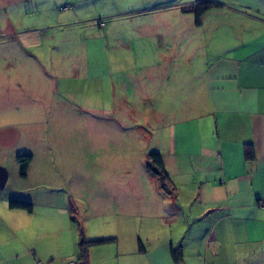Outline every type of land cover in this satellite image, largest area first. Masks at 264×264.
Here are the masks:
<instances>
[{
  "label": "rangeland",
  "instance_id": "obj_1",
  "mask_svg": "<svg viewBox=\"0 0 264 264\" xmlns=\"http://www.w3.org/2000/svg\"><path fill=\"white\" fill-rule=\"evenodd\" d=\"M194 2L0 0V243L15 242L9 252H58L70 215L74 259L81 240L96 239L113 240L90 247L91 264H150L158 242L187 244L195 256L226 213L198 198L220 177L218 140L204 128L214 127L206 70L241 24L234 0L200 22ZM182 109L194 129L173 158L170 196L147 155L185 142L174 134ZM24 154L32 160L21 176Z\"/></svg>",
  "mask_w": 264,
  "mask_h": 264
},
{
  "label": "crops",
  "instance_id": "obj_2",
  "mask_svg": "<svg viewBox=\"0 0 264 264\" xmlns=\"http://www.w3.org/2000/svg\"><path fill=\"white\" fill-rule=\"evenodd\" d=\"M213 1L220 6L204 13L200 20L224 6L220 0ZM234 2H237L232 5L237 7L235 13L241 26H236L229 46L206 70V98L212 109L209 121L214 127L204 121V128L212 131V141L217 144L218 140V148L214 150L216 145L213 147V154L218 161L219 183L217 179L210 180L198 195L199 199L209 200L203 203L205 207L208 204L207 208L212 212L214 209L226 213L207 228L195 256H190L187 244H181L184 264L188 261L264 264V192L257 191L259 185L264 184V0ZM180 113L177 115L180 123L174 134L185 142L166 146L162 157L168 174L176 173L177 164L173 158L177 150L186 152L189 149L190 141L186 137L194 129L191 128L189 109H182ZM246 145L252 146V159L244 156ZM1 211L9 213L6 209ZM70 218L69 215V224L62 220L63 248L58 252L30 245L28 249L14 253L9 251L17 247L15 242H2L0 264H68L76 261L73 251L77 247L76 240L67 239L73 227ZM158 243L146 252L150 264H180L172 259L173 241ZM99 250L102 253L103 250ZM91 259L89 248L90 264Z\"/></svg>",
  "mask_w": 264,
  "mask_h": 264
},
{
  "label": "trees",
  "instance_id": "obj_3",
  "mask_svg": "<svg viewBox=\"0 0 264 264\" xmlns=\"http://www.w3.org/2000/svg\"><path fill=\"white\" fill-rule=\"evenodd\" d=\"M220 6L219 3L213 0H195L193 3V12L195 13V18L197 22H199L200 17L211 10L213 7ZM244 156L246 159H252V146L246 145L244 148ZM16 160L20 165V175L25 176L26 171L28 169L29 163L32 160V156L30 154L18 155L16 156ZM147 168L154 175L157 186L160 191L164 192L167 195L174 196L176 193V187L172 182L168 172L164 167V160L159 152H150L147 155ZM10 206H14L17 208H26L31 212L32 205L27 202L10 201ZM113 239H96V240H81L78 244L79 254L76 260L77 264H90L89 260V248L92 245L104 244L106 242H110ZM171 255L173 261L180 263L183 261L182 247L179 246L177 248H171Z\"/></svg>",
  "mask_w": 264,
  "mask_h": 264
},
{
  "label": "water",
  "instance_id": "obj_4",
  "mask_svg": "<svg viewBox=\"0 0 264 264\" xmlns=\"http://www.w3.org/2000/svg\"><path fill=\"white\" fill-rule=\"evenodd\" d=\"M7 176L6 169L0 166V188H4L7 181Z\"/></svg>",
  "mask_w": 264,
  "mask_h": 264
},
{
  "label": "built area",
  "instance_id": "obj_5",
  "mask_svg": "<svg viewBox=\"0 0 264 264\" xmlns=\"http://www.w3.org/2000/svg\"><path fill=\"white\" fill-rule=\"evenodd\" d=\"M68 264H77L76 261H70Z\"/></svg>",
  "mask_w": 264,
  "mask_h": 264
}]
</instances>
